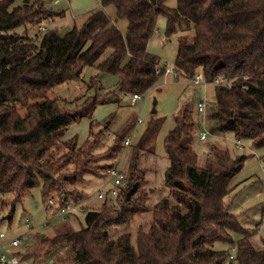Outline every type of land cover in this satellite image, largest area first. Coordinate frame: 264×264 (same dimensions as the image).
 I'll return each instance as SVG.
<instances>
[{"label": "trees", "instance_id": "16d2710c", "mask_svg": "<svg viewBox=\"0 0 264 264\" xmlns=\"http://www.w3.org/2000/svg\"><path fill=\"white\" fill-rule=\"evenodd\" d=\"M14 2L0 0V194H12L13 205L36 186L45 198L61 189L60 207L67 204L66 182L87 169L99 139L79 143L73 136L65 141L67 153L54 159L46 155L72 124L92 115L99 96H89L81 104L76 99L73 106L50 98V91L80 79L83 69L92 66V82L110 73L118 83L109 92L144 97L165 73L162 58L148 47L161 17L166 19L163 33L168 40L183 33L176 74L191 81L200 74L215 92L205 115L190 101L178 108L175 126L165 138L168 195L152 207L146 204L149 190L138 163L143 148L139 142L131 149L117 195L108 197L102 208L86 209L81 228L45 235L26 253L38 260L65 247L67 256L51 264H226L232 254L214 248L220 241L236 246L232 258L237 264H264V242L253 244V230L239 224L226 201L246 155H234L213 143L202 165L194 148L203 116L211 133L231 132L235 139L264 147V0H177L176 6L167 0H101V7L90 10L82 24L74 22L64 34L44 24L64 17L65 9L53 10L43 0ZM110 5L117 10V20L127 21L126 32L107 12ZM20 26L22 32L16 30ZM32 28H37L33 34ZM92 128L90 123V134ZM12 130L21 135L13 136ZM125 138L117 136L103 155L115 159ZM72 159L76 169L68 171ZM115 166L102 164L97 171L106 169L109 174ZM146 211L152 212V219L139 226L135 237L131 232L111 236L118 224ZM235 233L241 235L237 240Z\"/></svg>", "mask_w": 264, "mask_h": 264}, {"label": "rangeland", "instance_id": "374dc122", "mask_svg": "<svg viewBox=\"0 0 264 264\" xmlns=\"http://www.w3.org/2000/svg\"><path fill=\"white\" fill-rule=\"evenodd\" d=\"M37 0H29L35 2ZM42 1V0H38ZM53 10L65 9L66 15L56 18L44 24L47 28H57L64 34L76 22L82 24L89 10L96 4H102L101 0H43ZM172 1V0H167ZM24 0H15L14 6L22 4ZM109 9V8H108ZM107 9V11H108ZM111 15L117 16L114 6L110 7ZM161 19V18H160ZM160 27V21L158 24ZM45 28V27H44ZM23 27H17L18 32L23 31ZM39 29V27H38ZM37 28H32L33 34ZM158 50L161 51L165 45H172L180 38L168 40L163 31L159 29ZM169 54L171 56H169ZM162 62L168 67L175 69V57L171 53L162 54ZM96 74V69L86 66L78 80L65 82L54 87L49 97L60 101L67 100L69 105L82 103L89 96L98 95L96 105L90 117L83 118L78 123L72 124L67 130L62 140L54 145L48 152L47 157L54 159L68 152L65 141L77 136L79 143L90 138H98L92 155L88 160L87 169L80 171L79 178H72L66 182V189L70 191L68 202L75 205L70 213L64 216L55 214V208L60 207L61 189L51 190L45 198L41 186L32 188L22 201L12 204V194H0V233L5 236L0 238L2 251L8 256L16 255L18 264H51L52 261L60 257L67 256L65 247L60 246L52 252L44 255L38 260L26 253V249L31 248L45 235L54 236L62 233L67 228L79 229L85 225V210L90 208H102L105 200L97 197L98 190L105 186L109 189L113 186L109 174L105 170L97 171V167L102 164L114 163L121 166L125 172L128 171L131 157V149L139 142L143 148L140 151L139 167L143 168L145 179L144 186L149 190L145 200L149 207H152L159 199L170 193V188L166 184V170L170 160L165 148V138L167 133L175 126V116L179 106L190 101L195 108L201 101L207 102L208 106L215 101L213 84L195 85L191 80L183 75H179L177 80L166 81L160 87L152 88L144 97L134 99L130 93L114 90L118 77L110 73H102L97 82H92V76ZM164 81V80H163ZM155 98L158 100L155 103ZM156 109V111H154ZM24 112V108L20 107ZM208 112V110H207ZM204 115V114H202ZM204 117L201 130H208V137L201 139L198 135L194 139V148L198 154L199 163L204 165L209 157L211 145L216 143L223 147H228L234 155L245 154L246 159L241 170L233 179L234 190L226 197L230 212L234 213L241 226L253 230L251 237L253 244L261 246L264 242V147H255L249 139H240L243 147L236 146L234 134H213L209 131V123ZM90 123L93 133L90 134ZM100 131V132H99ZM100 133L98 137L95 134ZM130 137V146L124 143L123 150L116 155L115 159H109L103 155L113 144L117 136ZM220 135V136H219ZM126 139V138H125ZM118 160V161H117ZM117 161V162H116ZM76 166L74 159L69 162L68 171H74ZM50 199L55 204L53 209H46ZM76 202H78L76 204ZM65 217V218H64ZM152 219V212L146 211L135 215L130 221L118 224L111 232L112 237H116L123 232H131L135 237L140 225L148 224ZM241 235L234 234L235 240ZM15 238H22L20 246H12L10 242ZM216 249H229L232 256L235 255L236 246L224 242H216ZM226 264H237V261L228 257Z\"/></svg>", "mask_w": 264, "mask_h": 264}, {"label": "built area", "instance_id": "2783aa9c", "mask_svg": "<svg viewBox=\"0 0 264 264\" xmlns=\"http://www.w3.org/2000/svg\"><path fill=\"white\" fill-rule=\"evenodd\" d=\"M58 1V0H56ZM44 27H42L43 29ZM161 68L157 69V73H160ZM174 69L166 66L165 68V73H169V72H173ZM220 80L217 79L215 82H219ZM192 83L195 85H202V84H207L206 80L200 75L197 74L193 80ZM134 99H140L141 97H143L142 95L139 94H134L133 95ZM207 108H208V104L205 101H201L198 103V110L199 112L203 113L204 115L207 112ZM208 137V130H202L200 133V138L201 139H206ZM131 138L127 137L125 140V145L126 146H130L131 145ZM236 146L239 147L240 149L243 147V145L240 143V139L236 140ZM109 177H110V181L113 182V186L110 187L109 189H105V186H102L98 192H97V197L99 199H103L106 200L108 197L111 196H115L118 193V188L119 185L123 182V179L125 178V171L124 169L117 165L113 168H111L109 170ZM55 204L53 199H50L46 209H53V205ZM75 205L67 203L66 205H63L61 207H59V209H57V214H60L62 216H64L65 214L70 213L73 209H75ZM65 218V217H64ZM5 236V234L3 232L0 233V238H3ZM23 243V239L22 238H15L10 242V245L12 246H20ZM2 245H0V264H18L19 260L18 257L16 255H12V256H8L5 252L2 251ZM232 258V255H231Z\"/></svg>", "mask_w": 264, "mask_h": 264}, {"label": "crops", "instance_id": "0c3cea01", "mask_svg": "<svg viewBox=\"0 0 264 264\" xmlns=\"http://www.w3.org/2000/svg\"><path fill=\"white\" fill-rule=\"evenodd\" d=\"M167 4L168 5H170V6H176V4H177V0H172V1H167ZM102 6V4L100 5V4H96V6L95 7H97V8H99V7H101ZM111 6H113V5H110V6H108L107 8H106V10L108 9V13H109V15L111 16V18L116 22V24L119 26V28L123 31V32H126V30H127V21L126 20H124V19H120V20H117V16L115 17V16H112L111 15V10L112 9H110V7ZM93 9H94V7H93ZM92 10V9H91ZM115 10H116V8H115ZM90 11V10H89ZM116 13H117V10H116ZM160 21V27H159V29H161L162 31H164V29H165V27H166V19L164 18V17H161V19L159 20ZM73 26V25H72ZM71 26V27H72ZM159 26V25H158ZM70 27V28H71ZM183 35V33H177V34H175V35H173L172 37H171V39H170V41H172L173 39H175L176 40V38L178 37V38H180L181 36ZM158 44H159V34L156 32L153 36H152V38H151V40L149 41V45H148V47H149V50L151 51V52H153V53H155V54H157V55H159L161 58H163L162 57V54L164 55V54H166L167 56H168V53H171L172 55H174V57H175V59H176V55H177V51H178V45H179V41L178 40H176V43L175 44H172V45H170V44H168V45H165V47L163 46L162 47V50L161 51H159L158 50ZM169 56H171L170 54H169ZM163 63V62H162ZM164 64V63H163ZM166 66H167V64H165ZM177 77H179V75H177L176 74V72L175 71H173V72H169V73H164V75H163V77L161 78V80H160V82L158 83V85L156 86L157 88L158 87H160L163 83H166V81H171V79L172 80H177ZM164 80V81H163ZM163 82V83H162ZM220 136V135H219ZM82 140V139H81ZM80 139H79V141L80 142H84L85 140H83V141H81ZM237 140V139H236ZM236 140H235V143H236ZM68 201V200H67ZM67 203H69V202H67ZM78 205V204H77ZM57 209L58 208H55V210H54V212H55V214H57ZM71 214V213H70Z\"/></svg>", "mask_w": 264, "mask_h": 264}, {"label": "water", "instance_id": "95a60500", "mask_svg": "<svg viewBox=\"0 0 264 264\" xmlns=\"http://www.w3.org/2000/svg\"><path fill=\"white\" fill-rule=\"evenodd\" d=\"M29 0H24V2H28ZM157 99L155 98V103H157ZM154 111H156V109H154ZM11 134L13 135V136H19V135H21L19 132H16V131H14V130H12L11 131Z\"/></svg>", "mask_w": 264, "mask_h": 264}]
</instances>
